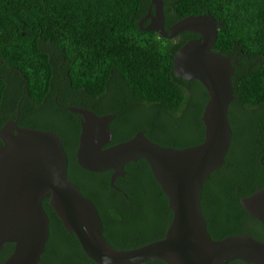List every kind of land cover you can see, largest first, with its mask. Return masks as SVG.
<instances>
[{
  "label": "trees",
  "instance_id": "trees-1",
  "mask_svg": "<svg viewBox=\"0 0 264 264\" xmlns=\"http://www.w3.org/2000/svg\"><path fill=\"white\" fill-rule=\"evenodd\" d=\"M150 0H0V128L15 119L21 98L22 128L53 131L63 141L68 177L96 206L104 235L116 250H131L161 240L173 213L167 196L145 160L129 163L125 174L111 186L112 171L93 173L79 166L76 151L81 133L80 116L60 107L70 85L71 98L80 94L110 97L112 102H149L153 109L145 121L129 106L96 110L113 115V146L144 131L152 142L182 149L201 144V120L208 93L198 80L178 78L173 59L184 41L158 40L143 35L139 19ZM183 17L211 14L222 23L213 48L233 60L235 100L229 108L233 139L226 162L205 183L201 208L213 240L248 235L264 242V227L242 206L241 199L264 189V0H173ZM186 88L197 101L194 113L179 117L181 104L191 105ZM59 89V90H58ZM70 94V93H69ZM74 97V98H73ZM239 112L234 121L232 108ZM172 115H159L163 108ZM190 109V108H189ZM189 112V111H188ZM157 138L146 131L145 123ZM258 122L263 133L258 132ZM241 147L236 154V149ZM43 207L50 237L40 264H96L83 251L49 205ZM13 243L0 250V264L12 255ZM145 264H167L154 261ZM230 264H246L234 261Z\"/></svg>",
  "mask_w": 264,
  "mask_h": 264
},
{
  "label": "water",
  "instance_id": "water-1",
  "mask_svg": "<svg viewBox=\"0 0 264 264\" xmlns=\"http://www.w3.org/2000/svg\"><path fill=\"white\" fill-rule=\"evenodd\" d=\"M152 3L159 19L154 30L162 37L173 39L185 32L199 35L178 50L173 68L178 78L198 80L208 93L201 117L203 142L182 149L162 147L140 131L107 147L115 114L99 116L87 109L63 108L83 118L76 158L84 170L112 171L111 186L116 188L115 181L125 174L127 164L139 160L149 164L173 213L165 237L131 250L112 247L95 204L68 177L61 138L53 131L19 126L21 98L16 118L0 128V250L6 243L14 244L4 264H40L50 237L45 199L96 264H264V242L248 235L213 240L201 208L204 185L225 164L232 143L229 108L235 100L232 77L238 60L213 50L222 23L211 14L185 16L167 31L163 0ZM263 160L264 156V166ZM241 204L264 227V189L242 198Z\"/></svg>",
  "mask_w": 264,
  "mask_h": 264
},
{
  "label": "flooded vegetation",
  "instance_id": "flooded-vegetation-1",
  "mask_svg": "<svg viewBox=\"0 0 264 264\" xmlns=\"http://www.w3.org/2000/svg\"><path fill=\"white\" fill-rule=\"evenodd\" d=\"M172 1L173 0H163V2H164V13H165V28L167 31H169V29L175 23H177L179 20H181L183 18L182 14L177 10V6L175 4L172 5ZM158 26H159V19H158V14L156 11V6H155V4L152 3V0H150L149 5L143 10L142 15L139 19L140 31L143 33V35H149L151 37H156L160 41H162V38L167 39V38L162 37L159 33H157L154 30ZM185 33H191V32H185ZM183 34L184 33L178 35L177 37H175L171 40H173L175 43H179L180 41L182 42L185 40ZM192 34H194V33H192ZM197 36H198L197 38H189V40H186L184 43H186L190 40L198 39L199 35H197ZM72 91L74 92L75 88L72 85H70L69 90H68V94H67V99H65L63 102L70 103V104L71 103L79 104V105H81L80 108L87 109V110L95 113L96 115H98L95 112L96 110H104L105 108L110 109L111 106L114 107L116 105L117 106L127 105V106H129L130 115L133 116V118H135L136 113L139 111V113L142 112L145 114V116H144L145 121H147L148 118H146V117H148V115L150 114L151 110L154 107L149 102H146V103L143 102L141 106H136V104L132 101L130 102V104H128V102H112L110 97L99 98V97H97V95H92V94H80V96L78 98L72 99L71 98V92ZM186 91L188 92L187 96L190 97L191 105L186 104V106H185V105L181 104L180 106H178L174 113L177 114L179 117H183L187 113L188 114L194 113L195 108L197 107V101H196L195 97L190 93L191 90L186 88ZM55 100L60 107H62V108L64 107L58 102L57 97L55 98ZM238 112H239V109H238L237 105H234L232 108V114H231V118L234 121V123L236 121ZM160 114L172 115V111L170 112L169 109H166L164 107L163 109L159 110V115ZM82 119L83 118L80 117V124L82 122ZM145 125H146V127H148L146 131L149 132V135L152 138H157L156 137L157 134L153 133L151 128H149L151 125L150 120L148 121V123L146 122ZM257 127H258V132H260L262 134L263 133L262 124L258 122Z\"/></svg>",
  "mask_w": 264,
  "mask_h": 264
},
{
  "label": "rangeland",
  "instance_id": "rangeland-1",
  "mask_svg": "<svg viewBox=\"0 0 264 264\" xmlns=\"http://www.w3.org/2000/svg\"><path fill=\"white\" fill-rule=\"evenodd\" d=\"M240 149H241V147H238V148L236 149V154H237L238 152H240Z\"/></svg>",
  "mask_w": 264,
  "mask_h": 264
}]
</instances>
